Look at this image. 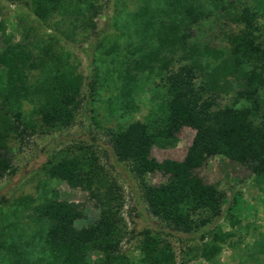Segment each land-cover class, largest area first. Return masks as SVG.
Here are the masks:
<instances>
[{"label":"trees","instance_id":"1","mask_svg":"<svg viewBox=\"0 0 264 264\" xmlns=\"http://www.w3.org/2000/svg\"><path fill=\"white\" fill-rule=\"evenodd\" d=\"M95 1L29 0L28 6L30 13L48 26L55 17L87 19L94 14ZM139 2L132 10H119L111 19L117 32L104 37L103 47L92 57L86 89L94 100L106 88L119 92L105 97L114 119L107 129L112 153L118 161L128 163L140 179L149 213L169 229L187 233L222 212L223 195L217 185L193 174L208 156L223 154L235 162L247 161L255 177H264V113H259L258 99L264 86V40L253 32L250 6L242 4L238 17L243 26L229 50L232 64L244 72L242 87L228 103L215 106L213 97L195 83L192 66L182 63L171 69L169 55L177 42L188 36L186 27L211 17L223 7L224 0ZM260 6L264 8V0ZM0 67V102L7 108L13 127L20 124L22 100L37 105L45 122L69 118L64 108L74 94L62 84L70 73L59 58L36 62L30 48L17 42L0 53ZM34 67L38 68L35 85L28 89L26 71ZM128 72L135 74L133 80L122 77L121 73ZM142 85L148 92L146 112L141 120H129L131 92ZM181 126L193 129L182 159L158 161L152 157L150 148L173 144ZM9 167L0 151V176ZM41 168L47 177L61 178L75 186L83 164L77 156H62L48 159ZM155 171L165 176L162 182L142 180L146 173ZM33 201L34 197L22 195L14 198L6 210L0 209V264H32L36 257L46 258L51 264H129L118 251L117 223L111 211L103 210L93 224L76 228L73 223L80 211L70 202L52 200L36 213H28L23 223L16 213L28 209ZM222 217L228 227L223 230L215 225L195 245L198 256L207 264H217L221 246H225L231 264H264V232L259 231L246 242L237 215L226 209ZM143 235L140 248L148 263L172 262L168 246L146 231Z\"/></svg>","mask_w":264,"mask_h":264},{"label":"rangeland","instance_id":"2","mask_svg":"<svg viewBox=\"0 0 264 264\" xmlns=\"http://www.w3.org/2000/svg\"><path fill=\"white\" fill-rule=\"evenodd\" d=\"M24 1L0 0V53L5 47L21 42L30 48L36 62L59 58L70 73L62 84L68 85L74 96L64 108L69 118L61 121H43L38 106L22 100L21 121L17 127L12 126L8 110L0 102V151L10 166L0 176V209L6 210L16 197H34L28 209L16 213L24 223L28 213H36L46 201L63 200L72 203L81 213L73 223L76 228L93 224L101 211L109 210L117 223L118 251L127 257L129 264H150L140 248L144 231L170 248L172 262L169 264H207L198 256L195 245L207 237L215 225L223 230L228 227L222 217L226 209L239 218L244 241L250 242L259 231L264 232V177H255L249 162H235L223 154H214L193 170V174L204 182L217 185L223 195L222 212L205 225L182 233L169 229L149 213L141 193L140 179L133 174L128 163L114 157L107 130L114 119L109 114L105 97L119 92L106 88L94 100L89 97L86 81L92 74V57L103 47L104 37L109 38L117 32L111 19L123 8L134 9L139 0H96L94 14L87 19L55 17L48 26L30 13L29 0ZM261 1L224 0L223 7L211 17L188 25L185 29L188 36L177 42L169 55L171 69L182 63L192 66L195 83L213 97L215 106L228 103L242 87L244 72L232 64L229 55L233 37L243 26L238 17L242 4L250 6L253 32L264 40ZM37 72V67L26 71L28 89L35 85ZM121 75L128 81L135 78L130 72ZM131 94L129 120H141L147 109V87H137ZM258 99L259 113H264V86ZM192 135V128L181 126L175 132L173 144L152 146L149 153L158 161L164 158L180 160ZM62 156L81 159L83 168L75 186L67 185L61 178L47 177L41 168L48 159L54 161ZM164 179L165 176L156 171L142 177L150 184ZM32 264L51 262L36 257ZM217 264H231L225 246H221Z\"/></svg>","mask_w":264,"mask_h":264}]
</instances>
